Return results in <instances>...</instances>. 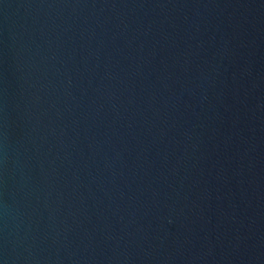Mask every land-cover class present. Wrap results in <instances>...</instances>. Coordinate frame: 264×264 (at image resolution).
I'll use <instances>...</instances> for the list:
<instances>
[{
    "label": "water",
    "instance_id": "water-1",
    "mask_svg": "<svg viewBox=\"0 0 264 264\" xmlns=\"http://www.w3.org/2000/svg\"><path fill=\"white\" fill-rule=\"evenodd\" d=\"M0 264H264V0H0Z\"/></svg>",
    "mask_w": 264,
    "mask_h": 264
}]
</instances>
